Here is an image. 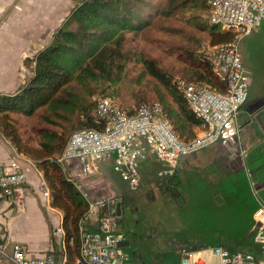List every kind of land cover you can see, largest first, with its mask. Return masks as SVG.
<instances>
[{
  "label": "trees",
  "instance_id": "trees-1",
  "mask_svg": "<svg viewBox=\"0 0 264 264\" xmlns=\"http://www.w3.org/2000/svg\"><path fill=\"white\" fill-rule=\"evenodd\" d=\"M146 9L158 11V21L179 17L205 34L210 44L232 42L237 37L235 31L214 26L208 0H164L160 7L154 0H82L54 34L51 44L27 60L30 74L26 82L11 94L0 93V133L44 170L51 204L63 213V244L54 243L46 251L56 264H88L80 256V247L81 225L89 216V201L64 172L69 170L56 159L75 131L104 127V121L96 115L95 97L112 98L113 91L106 87L121 81L131 57L127 33L138 34L148 26L152 13L144 16ZM202 44L199 49L181 46L186 52L183 62L189 66L188 76L183 78L225 91V84L201 51ZM141 61L172 102L161 91L154 100L162 104L181 140L192 141L198 135L197 128L203 129V122L192 113L160 61L151 57Z\"/></svg>",
  "mask_w": 264,
  "mask_h": 264
},
{
  "label": "built area",
  "instance_id": "built-area-1",
  "mask_svg": "<svg viewBox=\"0 0 264 264\" xmlns=\"http://www.w3.org/2000/svg\"><path fill=\"white\" fill-rule=\"evenodd\" d=\"M208 3L214 26L223 31H235L237 37L232 42H206L201 46V51L225 84V91L183 77L174 79L176 89L192 113L203 122L201 132L192 141H182L159 101L144 103L130 113L110 97H95L96 115L104 121V127L101 130L75 131L56 159L69 170L72 179L85 180L93 173L98 162L113 160L114 172L127 181L133 191H137L140 186L139 162L151 154L167 166L171 174L175 173L183 157L212 143L227 145L234 141L238 154L247 155V148L238 140V119L248 98L250 75L240 54L239 42L243 36L259 30L264 22V0H208ZM28 184V173L24 166L0 162V200L9 202L17 210H24L28 200ZM77 186L81 190L82 187ZM81 191L89 201V215L99 208H108L111 213L105 229L101 231L89 230L83 222L81 258L88 264H123L127 258L121 245L123 238L110 229L111 223L114 225L117 219L116 202L108 197L94 199ZM45 195L49 196L47 190ZM56 230L63 235L62 227ZM252 236L260 250L258 253L231 250L224 246L185 245L179 250L180 264H264L262 204L254 213ZM0 253L7 255L12 264H56L55 258L46 252L33 254L20 242H13L8 247L1 237Z\"/></svg>",
  "mask_w": 264,
  "mask_h": 264
},
{
  "label": "crops",
  "instance_id": "crops-1",
  "mask_svg": "<svg viewBox=\"0 0 264 264\" xmlns=\"http://www.w3.org/2000/svg\"><path fill=\"white\" fill-rule=\"evenodd\" d=\"M79 2L0 0V64L12 62L15 56L21 57L25 47L30 52L27 58L31 60L35 57L51 44L54 34ZM4 68H0V92L11 94L24 81L19 85L10 84L5 80L8 73ZM27 73L30 74L28 68ZM253 82L250 79V101L243 106L238 119V140L247 148L246 156L238 154L234 141L227 145L212 143L183 157L175 173L171 174L169 168L151 154L139 162L140 186L137 191H133L129 183L113 171V160L98 162L93 173L85 178L80 186L87 189L91 198L108 197L116 202L117 219L114 225L111 223L110 229L122 236L123 250L129 242L121 227L126 223V215L133 210V202L145 197L143 193L148 189H144V186H150L152 190L148 195L155 202L165 195H171L178 203L183 198L187 204V198L201 196L209 214L224 224L220 230H225L227 224L226 232L230 239L252 236L254 213L260 204L264 205V88L261 89L259 84L253 87ZM21 157L15 147L0 135V162L26 165ZM26 169L29 178L27 206L24 210H17L9 202L0 200V237L8 247L13 242H20L31 253L43 254L54 246L51 228L62 227L63 213L52 206L51 198L45 195L46 190L40 191L41 179L38 174L28 167ZM38 173L42 174L39 170ZM209 186L220 189L217 194L219 202L213 201L215 205L206 200ZM38 192L40 197L47 200V206L37 198ZM110 215L108 208H99L88 216L85 226L89 230H104ZM62 236L59 234L61 240ZM59 238L56 240L57 245L60 243ZM181 246L185 245L177 243L178 253ZM201 246L231 249L224 243ZM126 260L130 264L146 262L141 261L136 254H129ZM0 264L12 262L7 255L0 253Z\"/></svg>",
  "mask_w": 264,
  "mask_h": 264
},
{
  "label": "rangeland",
  "instance_id": "rangeland-1",
  "mask_svg": "<svg viewBox=\"0 0 264 264\" xmlns=\"http://www.w3.org/2000/svg\"><path fill=\"white\" fill-rule=\"evenodd\" d=\"M163 1L154 0V3L160 7ZM149 13H152V16H148L149 24L147 27L138 32V34L134 31L127 33V46L130 48L131 57L121 81L114 87H106L108 91H113V96L111 97L122 107L129 110L138 108L144 103L155 101L153 97H155L158 91L163 92L166 99L172 102L164 86L153 76L146 73L141 58L151 57L160 61L172 76L171 82L174 85L176 77H186L189 71V66L183 62L186 52L182 51L183 47L181 48V46L188 45L199 49L202 42L210 40L205 34L194 30L192 26L187 25L179 17L159 19L158 21V11L146 9L144 16H147ZM157 22H159L158 25L156 24ZM217 29L220 30L219 28ZM196 38L200 39L195 40ZM197 41L200 42L198 43ZM26 48L21 57L15 56L13 58L15 60L12 62L0 64V68L5 67L4 69L8 73V77L5 80L12 85H19L23 81L25 83L29 77L27 73V68L29 69L28 58L26 55L30 54V52ZM239 51L248 69L250 79L254 81L252 86L255 87V85L259 84L261 89H263L264 22L259 30L253 31L240 39ZM250 91L249 84V94L245 104L250 101ZM200 132L201 129L197 128L196 133L199 134ZM0 135L2 136L1 133ZM203 148L205 146L201 149ZM18 153L26 161V165L23 166L34 170L41 179L40 191L47 190L49 198H51V191L49 183L45 178L44 170L37 166V163L33 159L23 153ZM38 170L42 174L39 175ZM64 170L72 178L70 172H67L66 169ZM72 180L79 185L84 182V180ZM209 187L206 200L212 201V204H214L213 201L218 203L219 198L217 194L220 192V189H216V186ZM144 189H148L143 193L145 197L133 202V210L129 211L126 215V223L121 227L129 242V245L124 248L125 255L136 254L141 261H146L149 264H180L181 255L177 252V243L192 247L224 243L230 246L232 250L260 252L254 242L253 236L250 235V238L243 239H230L229 233L226 232L227 224H225V230H220V227L224 224L219 223L217 219L209 214L208 208L205 206V200L201 199V196L193 198V195L187 198L189 204H185L183 198L178 203L171 195H165L164 198L158 199L155 202L151 199L152 196L148 195L149 191L152 190L150 186H144ZM81 190L88 193L83 185ZM39 194L40 192H38L37 198L47 206V200L40 197L41 194ZM51 229L54 243H57L56 240L59 238L57 228ZM59 242L63 244V240L60 238ZM125 264H130L129 260H126Z\"/></svg>",
  "mask_w": 264,
  "mask_h": 264
}]
</instances>
